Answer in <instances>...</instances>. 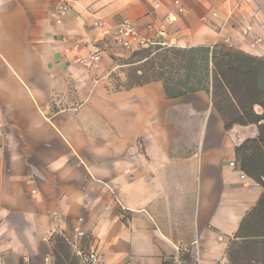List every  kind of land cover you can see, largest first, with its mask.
I'll use <instances>...</instances> for the list:
<instances>
[{
  "label": "crops",
  "instance_id": "1",
  "mask_svg": "<svg viewBox=\"0 0 264 264\" xmlns=\"http://www.w3.org/2000/svg\"><path fill=\"white\" fill-rule=\"evenodd\" d=\"M59 1L0 0V264H55L52 232L105 264H234L264 231L249 215L264 185L237 154L258 126L227 129L206 90L170 97L160 79L113 89L119 46L105 29L126 17L143 34L166 26L170 45L153 55L225 44L263 56L252 41L264 0H80L58 24ZM97 50V68L79 62Z\"/></svg>",
  "mask_w": 264,
  "mask_h": 264
},
{
  "label": "trees",
  "instance_id": "2",
  "mask_svg": "<svg viewBox=\"0 0 264 264\" xmlns=\"http://www.w3.org/2000/svg\"><path fill=\"white\" fill-rule=\"evenodd\" d=\"M156 51L143 59L152 63L157 75L153 79L164 82L168 96L206 90L212 94L227 129L235 124L258 126V139L246 140L237 147V154L242 159V170L264 185V55L256 56L225 44L157 47ZM252 214H259L264 222V194L249 215ZM253 236L261 238L244 240L236 255L230 253L234 264H264V231ZM54 240L55 264H67L66 239L56 235Z\"/></svg>",
  "mask_w": 264,
  "mask_h": 264
},
{
  "label": "built area",
  "instance_id": "3",
  "mask_svg": "<svg viewBox=\"0 0 264 264\" xmlns=\"http://www.w3.org/2000/svg\"><path fill=\"white\" fill-rule=\"evenodd\" d=\"M80 0H60L56 10H57V18L56 22L61 24L64 18L70 13V11L74 8V6ZM155 6H159V2H154ZM85 12L88 14H92L91 8H86ZM171 20V19H170ZM94 24L96 26L104 27L105 24L102 20L97 19ZM151 30H154L155 34H143L141 33L137 27L135 26L134 21L131 18H123L120 23L114 28H106L105 32L107 35H110L114 42L124 50L134 51L140 49L142 47L149 46H169L170 42L167 41V27L166 26H154L149 25ZM252 26H248L245 29V33L247 34L249 30H251ZM62 41L70 42V39L67 35H63L61 37ZM264 42V29L261 35L254 38L252 41V46L259 48L261 44ZM74 47H80L79 43H74ZM103 59V50H97L92 52L86 56L79 57V62L88 69H94L99 66ZM82 218H80V222ZM78 225L75 227L76 237L85 235L84 231L81 229V226ZM55 232L50 234H46L44 236V240L48 243H52L54 240ZM68 240V239H67ZM69 241V240H68ZM70 243V242H69ZM73 249L75 250V255L79 260V264H105V260L103 255L96 249L85 250L80 247L75 240L71 242ZM172 264H188L187 261L179 255ZM200 264V263H195Z\"/></svg>",
  "mask_w": 264,
  "mask_h": 264
},
{
  "label": "rangeland",
  "instance_id": "4",
  "mask_svg": "<svg viewBox=\"0 0 264 264\" xmlns=\"http://www.w3.org/2000/svg\"><path fill=\"white\" fill-rule=\"evenodd\" d=\"M117 48L119 49V55L116 56L115 63L121 66H119L114 73V79L116 81H114L113 89H121L137 85L157 77L152 63L149 60L145 61L146 59H143L146 54H149V52L152 51L151 48L146 47L137 51H126L121 47ZM151 56H153V54ZM121 77H125L126 81H120ZM58 235L65 238L68 245L67 254H69V258L67 259V264H79V260L74 254L73 247L67 238L60 232ZM53 248L55 249V245Z\"/></svg>",
  "mask_w": 264,
  "mask_h": 264
}]
</instances>
